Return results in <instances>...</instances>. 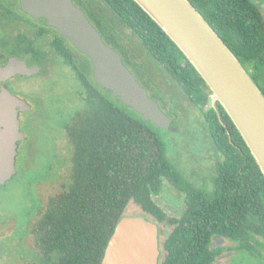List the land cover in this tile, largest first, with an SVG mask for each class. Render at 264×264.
Wrapping results in <instances>:
<instances>
[{"label":"trees","instance_id":"16d2710c","mask_svg":"<svg viewBox=\"0 0 264 264\" xmlns=\"http://www.w3.org/2000/svg\"><path fill=\"white\" fill-rule=\"evenodd\" d=\"M72 1L147 91L161 98V86L154 78L159 69L172 81L171 87L176 86L202 110L206 129L222 155L215 200L205 205L208 220L216 219L213 214L230 213L221 199L232 197L239 236L246 226L264 234V175L223 107L217 102L211 105L210 89L182 51L134 0ZM189 1L264 94L260 85L264 81V20L258 5L253 0ZM120 28L135 38L146 58L138 59L123 45ZM77 72L73 94L81 106L64 125L71 145L68 178L28 214L32 250L52 264H99L128 202L134 201L145 212L157 210L153 197L163 183L181 179L156 132L159 128L99 88L91 80L88 63L84 66L79 61ZM170 91H166L168 100L178 103ZM184 245L182 240L180 249Z\"/></svg>","mask_w":264,"mask_h":264},{"label":"water","instance_id":"95a60500","mask_svg":"<svg viewBox=\"0 0 264 264\" xmlns=\"http://www.w3.org/2000/svg\"><path fill=\"white\" fill-rule=\"evenodd\" d=\"M182 51L226 111L264 175V94L230 47L189 0H134ZM21 8L41 24L58 29L91 63L95 83L119 98L159 129L172 119L148 94L117 50L102 39L72 0H20ZM28 68L11 63L0 75ZM15 95L0 92V185L16 173L19 129ZM158 227L144 215H122L99 264H157Z\"/></svg>","mask_w":264,"mask_h":264},{"label":"flooded vegetation","instance_id":"af4514ba","mask_svg":"<svg viewBox=\"0 0 264 264\" xmlns=\"http://www.w3.org/2000/svg\"><path fill=\"white\" fill-rule=\"evenodd\" d=\"M253 1L264 20V0ZM79 61L84 66L88 63L95 83L90 60L58 29L32 18L21 8L20 0H0V68L11 63L22 67L24 63L29 71L0 75V92H9L23 102L16 107L24 137L17 141L15 163L21 156L27 161L36 149V139L48 135L45 126L52 117L51 110L62 100L57 87L59 74L63 70L69 72L76 86ZM260 85L264 87V81L260 80ZM64 125L61 144L48 135L54 142L50 146L53 160L71 146ZM36 129L39 134L32 138ZM197 144L206 163L187 164L180 172L181 179L173 177L172 181L164 182L153 197L157 210L145 212L140 207L148 215L146 218L158 227L157 264H264V234L246 226L239 236L235 198L221 199L227 203L225 210L231 209L230 213L213 214L216 219L208 220L205 205L215 200L213 194L221 177L218 163L222 155L208 131L200 134ZM160 194L167 195L169 201H163ZM182 240L185 245L180 249Z\"/></svg>","mask_w":264,"mask_h":264},{"label":"rangeland","instance_id":"374dc122","mask_svg":"<svg viewBox=\"0 0 264 264\" xmlns=\"http://www.w3.org/2000/svg\"><path fill=\"white\" fill-rule=\"evenodd\" d=\"M118 31L124 46L138 59L146 58L144 50L127 29L120 28ZM154 72V78L161 86L162 93L159 92L161 98L149 90L148 94L153 98L156 97L155 100L161 109L172 119L169 129H158L156 132L165 146L169 159L181 175L183 166L187 164L206 163L201 158L203 152L197 144L200 134L207 132L203 124V113L198 106L193 105L187 97L183 96L176 86L171 87L173 83L163 71L158 69ZM160 79H165V83H160ZM57 87L62 94V100L53 106L52 117L45 128L49 130V136L56 138L54 142L59 141L61 144L63 124L70 120L81 105L74 97L75 83L69 72L63 70L59 74ZM167 89L171 90L170 94L171 92L176 94L178 103L168 100ZM211 105H214L212 98ZM175 112L177 117L173 116ZM38 134L36 129L32 138ZM48 135H39V139L35 141L36 149L33 155L27 161L21 156L15 163L16 173L5 184L0 185V264H52L42 260L33 252L28 233L29 212L46 196L62 188L69 175L71 146L64 150L57 160H53L50 146L54 142ZM160 197L163 201H169L167 195L160 194ZM123 214L148 217L132 200L126 205Z\"/></svg>","mask_w":264,"mask_h":264}]
</instances>
